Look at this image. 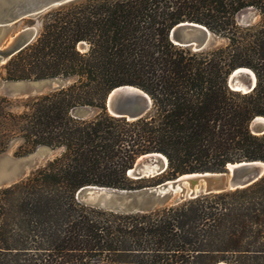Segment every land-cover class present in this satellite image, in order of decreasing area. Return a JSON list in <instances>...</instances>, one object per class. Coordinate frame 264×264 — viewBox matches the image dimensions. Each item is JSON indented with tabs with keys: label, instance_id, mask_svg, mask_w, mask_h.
<instances>
[{
	"label": "trees",
	"instance_id": "1",
	"mask_svg": "<svg viewBox=\"0 0 264 264\" xmlns=\"http://www.w3.org/2000/svg\"><path fill=\"white\" fill-rule=\"evenodd\" d=\"M247 8L258 24L236 25L235 15ZM39 19L34 39L3 65V80L73 82L27 99L18 114L0 98L1 151L5 138H20L21 154L37 146L61 150L7 189L24 233L10 234L8 247L0 226V264H97L90 258L109 253L126 259L117 264H264V174L245 188L148 213L116 215L74 199L85 186L134 191L226 164L264 163V134L248 129L254 117L264 118V0H73ZM180 22L200 24L227 45L198 52L176 46L168 33ZM237 67L255 76L249 93L226 86ZM121 85L147 94L143 117L104 112L106 94ZM82 107L98 113L71 114ZM149 153L164 156L166 170L129 178L126 171ZM95 216L123 223L111 229ZM32 226L41 229L40 241L28 252L19 244L32 239Z\"/></svg>",
	"mask_w": 264,
	"mask_h": 264
},
{
	"label": "water",
	"instance_id": "2",
	"mask_svg": "<svg viewBox=\"0 0 264 264\" xmlns=\"http://www.w3.org/2000/svg\"><path fill=\"white\" fill-rule=\"evenodd\" d=\"M70 1L73 0H0V65L5 64L16 52L31 42L35 35L34 28H25L10 36L3 44L11 25ZM168 38L176 46L188 47L198 52L209 45L211 33L200 24L180 22L171 27ZM62 83L63 81L58 78L25 83L21 81L12 83L13 87L8 93L14 98H28L62 87ZM226 86L233 92L249 93L255 86V76L250 69L237 67L228 74ZM150 104L149 97L140 89L121 85L112 88L106 94L103 110L109 116L132 121L143 117L148 112ZM248 129L255 136L264 134V118L254 117L249 122ZM166 167L164 156L149 153L139 156L126 171V175L133 180L152 178L162 174ZM263 174V162L242 161L226 164L221 171L181 174L153 187L134 191L85 186L77 190L75 196H83L91 200L97 208L110 212L145 213L174 206L200 195L242 189L256 182ZM18 176L19 173H15L1 179L0 184H9Z\"/></svg>",
	"mask_w": 264,
	"mask_h": 264
},
{
	"label": "rangeland",
	"instance_id": "3",
	"mask_svg": "<svg viewBox=\"0 0 264 264\" xmlns=\"http://www.w3.org/2000/svg\"><path fill=\"white\" fill-rule=\"evenodd\" d=\"M43 13L37 16H32V17L22 19L18 21L17 23L11 25L8 28L7 34L4 37V40L2 43L4 44L9 39L10 36L14 35L16 32L23 30L25 28H34L35 29L34 37H35L38 30L40 29L39 17ZM234 21L236 25L242 26V27L255 26L259 22V15L254 9L247 8L237 13L234 17ZM225 45H227V40L211 33V39H210L209 45L202 50H210V49H214L217 47H224ZM3 65L4 64L0 65V98H5L11 103L12 105L10 109L11 113H15V114L20 113L22 110V106L27 99L46 94V93H43L41 95L29 96L28 98H14L13 96H11L8 92H9V89L13 87L12 83H17L21 81L3 80V76H4ZM60 80L63 81V83L61 84L62 87L56 88L52 91L63 88L73 82V79H60ZM22 82L25 83V82H31V81H22ZM52 91H49V92H52ZM3 111H6V110L3 109ZM97 113H98L97 109H93L89 107L76 108L72 110L71 112V114L74 117H78L80 119H90ZM3 143L5 144V148L3 151L0 150V180L6 177H10L11 175L15 173H19V176L15 178L13 182H10L9 184H0V226L2 227L3 231L6 232L5 236L7 238V245L8 247H10L12 244H14L13 242L15 238L13 237L14 240H12L9 235L16 233L17 230L21 231L22 233L24 232L16 225V218H17L16 213L17 212L15 211V209H16L17 204L15 200V195L11 193V191H8L7 189L17 184L18 182L24 180L35 170L43 167L48 161L58 156L61 150L57 148L52 149V148L45 147V146H37L30 152L21 154L22 150L19 147L22 145V141L20 138H12L9 141H6V138H5V140H3ZM74 199L79 205L86 207V209H93V210L102 211V212H110L106 209L97 208L91 200L86 199L83 196L76 197L74 194ZM110 213L116 214V215L125 214V213H120V212H110ZM145 213H148V212H145ZM95 217L98 218L99 220L106 219L105 225L110 226L111 229H115L116 224L123 223V220L120 218H111L108 216H95ZM30 229L32 230V234H33L31 235L32 239L29 240V237L28 239L26 238L27 240L25 244L23 243V247L21 243L19 244L21 246V249L24 248L28 252L34 251V248H36L33 245H30L31 244L30 242L40 241L39 232L41 230L40 228H37L34 226H32ZM0 247L3 248V245ZM32 248L33 250H31ZM90 259H91L90 261L91 263H97V264H102V262L104 263L108 262V264L109 263L117 264L116 261L126 260L124 259V257H118L116 255H113L112 253L102 254L99 256L94 255ZM218 263H224V262H218Z\"/></svg>",
	"mask_w": 264,
	"mask_h": 264
},
{
	"label": "bare ground",
	"instance_id": "4",
	"mask_svg": "<svg viewBox=\"0 0 264 264\" xmlns=\"http://www.w3.org/2000/svg\"><path fill=\"white\" fill-rule=\"evenodd\" d=\"M220 264V263H219ZM222 264V263H221Z\"/></svg>",
	"mask_w": 264,
	"mask_h": 264
}]
</instances>
